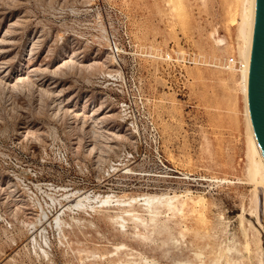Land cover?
I'll list each match as a JSON object with an SVG mask.
<instances>
[{"label":"rangeland","instance_id":"obj_1","mask_svg":"<svg viewBox=\"0 0 264 264\" xmlns=\"http://www.w3.org/2000/svg\"><path fill=\"white\" fill-rule=\"evenodd\" d=\"M242 4L0 0V264H261L241 71L213 66L241 59Z\"/></svg>","mask_w":264,"mask_h":264},{"label":"bare ground","instance_id":"obj_2","mask_svg":"<svg viewBox=\"0 0 264 264\" xmlns=\"http://www.w3.org/2000/svg\"><path fill=\"white\" fill-rule=\"evenodd\" d=\"M196 1V0H195ZM198 1V0H197ZM236 1V0H235ZM231 2V1H230ZM226 3V2H225ZM240 3V2H239ZM242 3V2H241ZM230 4V3H229ZM241 7V6H240ZM227 8V7H226ZM229 9V8H228ZM239 14H241V17H240V21H239V23H238V39H239V43H238V49H239V55H240V57H241V59L247 64V67L245 68V69H243L240 73H241V81H242V83L240 82V84H242L243 86V91H244V95H245V103H246V112H244V114L246 113V117H247V125H248V140H247V142H244V143H247V158H248V165H247V172H248V179L250 180V182H252L253 184H254V186H255V188H254V197H252L253 198V206H254V208H253V212L255 213V215H256V217H257V220H258V223L260 224L258 227H260V228H262V227H264V145H263V143L261 142V140H260V138H259V135H258V133H257V131H256V128H255V125H254V122H253V119H252V114H251V107H250V99H249V86H250V75H251V63H252V58H253V49H254V42H255V35H256V28H257V20H258V0H243V4H242V10H241V13H239ZM240 16V15H239ZM237 21V20H236ZM233 22V21H232ZM15 25H16V23H15ZM19 25V24H18ZM13 25H11V27H12ZM9 30V29H8ZM8 30H6V32L8 31ZM237 31V30H236ZM215 32V31H214ZM234 33H235V31H234ZM4 34V33H3ZM10 34V33H9ZM212 35V34H211ZM216 35H217V33H216ZM222 36V35H221ZM11 37V36H10ZM212 37V36H211ZM222 38V37H221ZM230 38V37H229ZM9 39V38H8ZM213 39V38H212ZM218 39V38H217ZM234 40V39H233ZM0 41H2V39L0 40ZM218 42H220V43H224V40L223 39H219V40H217ZM217 41H215V43L217 42ZM235 41V40H234ZM237 41V40H236ZM4 42H5V40H4ZM7 42H10V41H7ZM7 42H5V43H7ZM12 42V41H11ZM1 43V42H0ZM3 43V42H2ZM107 43V42H106ZM234 43V42H233ZM36 43H34V45H35ZM101 44V43H100ZM219 44V43H218ZM38 45V44H37ZM104 45V44H103ZM108 45V44H107ZM35 47V46H34ZM228 47V46H227ZM236 47V46H235ZM36 48V47H35ZM38 48H40V47H38ZM109 48V47H108ZM152 48V47H151ZM155 48V47H154ZM153 48V49H154ZM10 49V48H9ZM224 49H225V47H224ZM237 49V50H238ZM3 50V49H2ZM6 50V49H5ZM5 50L3 51V52H5ZM35 50V49H34ZM37 50V49H36ZM156 50V49H155ZM162 50V49H161ZM1 51V50H0ZM11 51V50H10ZM160 51V50H159ZM223 51V50H222ZM226 51V50H225ZM224 51V52H225ZM231 51V50H230ZM152 52V51H151ZM154 52V51H153ZM169 52V51H168ZM167 52V53H168ZM2 53V52H1ZM174 53V52H173ZM230 53V52H229ZM4 54V53H3ZM6 54V53H5ZM226 54V53H225ZM158 55V54H157ZM160 55H161V53H160ZM162 56H163V54H162ZM203 56V55H202ZM220 56V55H219ZM223 56V55H222ZM161 57V56H160ZM206 57V56H205ZM213 57H214V55H213ZM224 57V56H223ZM11 58V57H10ZM159 58V57H158ZM239 58V57H238ZM8 59V58H7ZM162 59V58H161ZM213 59V58H212ZM11 61V60H10ZM9 61V62H10ZM70 61V60H69ZM213 61V60H212ZM4 62V61H3ZM2 63V62H1ZM199 63V62H198ZM198 63H197V65H198ZM203 63V62H202ZM214 63V62H213ZM7 64V63H6ZM64 64H65V62H64ZM196 64V63H195ZM5 65V64H4ZM10 65V64H9ZM8 65V66H9ZM28 65V64H27ZM61 65H63V64H61ZM204 65V64H203ZM26 66V65H25ZM41 66V65H40ZM206 66H208V65H206ZM213 66H214V64H213ZM27 67V66H26ZM41 68V67H40ZM59 68V67H58ZM28 69V68H27ZM37 69V68H36ZM216 69H218V68H216ZM4 70V69H3ZM39 70V69H38ZM220 70V69H219ZM2 71V70H1ZM9 71V70H8ZM28 71V70H27ZM7 73V72H6ZM231 73V72H230ZM232 73H234L233 71H232ZM4 74V73H3ZM28 74V73H27ZM32 74V73H31ZM235 74V73H234ZM24 75V74H23ZM225 75H227L226 73H225ZM231 75V74H230ZM1 77H2V75H1ZM4 77V76H3ZM6 77V76H5ZM26 77H28V76H26ZM239 77V76H238ZM237 77V78H238ZM6 79V78H5ZM16 79V78H15ZM21 79V78H20ZM22 79H23V77H22ZM30 79V78H29ZM24 80V79H23ZM21 81V80H20ZM27 81V80H26ZM50 81H52V80H50ZM1 83H2V81H0ZM4 83V82H3ZM6 83V82H5ZM22 83V82H21ZM16 84H18V82H16ZM7 85V84H6ZM9 85V84H8ZM7 85V86H8ZM11 85H13V84H11ZM14 86V85H13ZM13 86H12V88H13ZM17 86V85H16ZM241 88V87H240ZM53 90V89H52ZM50 91V90H49ZM241 91V90H240ZM51 92V91H50ZM242 92V91H241ZM59 94V93H58ZM243 97V96H242ZM243 100V99H242ZM174 101V100H173ZM67 103V102H66ZM244 104V103H243ZM244 107V106H243ZM245 108V107H244ZM114 109V108H113ZM59 110V109H58ZM114 111H115V109H114ZM107 111H105V113H106ZM109 113V112H108ZM113 113V112H112ZM93 115V114H92ZM91 115V116H92ZM110 116V115H109ZM94 118V117H93ZM99 118V117H98ZM105 118V117H104ZM27 127V126H26ZM244 128V127H243ZM29 132H30V128H29V130H28ZM244 131H245V129H244ZM24 132V131H23ZM205 132V131H204ZM209 134V133H208ZM19 135V134H18ZM23 135V134H22ZM26 135H28V133L26 134ZM26 135H24V136H26ZM203 135V134H202ZM210 136V135H209ZM212 136V135H211ZM244 137V136H243ZM246 137V136H245ZM244 137V138H245ZM27 138V137H26ZM208 138V137H207ZM206 138V139H207ZM212 138V137H211ZM23 140V139H22ZM204 141V140H203ZM214 143H216V142H214ZM217 147V146H216ZM244 148V147H243ZM216 149V148H215ZM214 150V149H213ZM220 150V149H219ZM218 150V151H219ZM202 151V150H201ZM212 152V151H211ZM215 152V151H214ZM220 152V151H219ZM206 154V153H205ZM209 154V153H208ZM207 154V155H208ZM245 154V153H244ZM209 155H211V154H209ZM214 155V154H213ZM245 156V155H244ZM172 157H174V156H172ZM171 157V158H172ZM176 157V156H175ZM201 157V156H200ZM209 157V156H208ZM212 157V156H211ZM220 157H222V156H220ZM205 158V157H204ZM175 159V158H174ZM225 159V158H224ZM172 160H173V158H172ZM179 160V159H178ZM181 160V159H180ZM213 160V159H212ZM175 161V160H174ZM190 161V160H189ZM176 162H178V161H176ZM206 162V161H205ZM215 162V161H214ZM220 162V161H219ZM184 163V162H183ZM204 163V162H203ZM229 163V162H228ZM242 163V162H241ZM190 164V163H189ZM200 164V163H199ZM206 164H208V163H206ZM243 164V163H242ZM184 165V164H183ZM188 165V164H187ZM203 165V164H202ZM201 164H200V166H202ZM216 165H217V163H216ZM215 165V166H216ZM226 165V164H225ZM231 165V164H230ZM233 165V164H232ZM185 166H186V164H185ZM190 166V165H189ZM210 167H211V165H209ZM213 166H214V164H213ZM218 166V165H217ZM193 167H195V166H193ZM199 167V166H198ZM219 167H220V165H219ZM219 167H218V169H219ZM222 167V166H221ZM234 167V166H233ZM204 169V168H203ZM224 169V168H223ZM238 169V168H237ZM222 170V169H221ZM230 170V169H229ZM226 171V170H225ZM235 172V171H234ZM220 173V172H219ZM240 173V172H239ZM242 173V172H241ZM215 174H217V173H215ZM221 174V173H220ZM238 175V174H237ZM237 177V176H236ZM243 178V177H242ZM243 180V179H242ZM220 181V180H219ZM225 182V181H224ZM247 182H249V181H247ZM12 183V182H11ZM219 183V182H218ZM253 186V185H252ZM9 189V188H8ZM253 189V188H252ZM188 190V189H187ZM158 191V190H157ZM162 192V191H161ZM187 192V191H186ZM82 193H85V192H82ZM102 193V192H101ZM159 193V192H158ZM167 193V192H166ZM68 194V193H67ZM76 194V193H75ZM79 194V193H78ZM88 194H89V192H88ZM87 194V192H86V194H79V195H74L73 197H69V199L67 200V204L65 205V203H64V205L63 206H65V208L66 207H68L69 209L70 208H74V207H78V206H82L83 207V205L85 204V202H84V204L82 203V200L83 199H87V200H90V197H89V195ZM103 194V193H102ZM155 194H156V192H155ZM169 194V193H168ZM183 194V193H182ZM181 194V195H182ZM200 194H202V193H200ZM253 194V193H252ZM73 195V194H72ZM111 195V194H110ZM123 195V194H122ZM174 195V194H173ZM205 195V194H204ZM71 196V195H70ZM104 196V195H103ZM118 196V195H117ZM116 196V197H117ZM120 196V195H119ZM136 196V195H135ZM180 196V195H179ZM197 196V195H196ZM202 196V195H201ZM200 196V197H201ZM206 196V195H205ZM209 196V195H208ZM130 197H132V196H130ZM164 197V196H163ZM191 197V196H190ZM104 200H102V201H108V203L111 201L110 200V197L109 196H106L105 195V197H102ZM113 198H115V197H113ZM121 197H119V199H120ZM162 198V197H161ZM173 198V197H172ZM183 198V197H182ZM208 198V197H207ZM211 198V197H210ZM244 198V197H243ZM246 198V197H245ZM99 199V196H98V194H97V197H95L93 200H98ZM117 199H118V197H117ZM126 199V198H125ZM158 199V197H156V196H146L143 200H144V204L145 205H148V207L150 208V207H153L152 205H153V203L155 202V200H157ZM164 199V198H163ZM168 199H170V198H168ZM175 199V198H174ZM86 200V201H87ZM115 200V199H114ZM121 200H122V198H121ZM142 200V201H143ZM215 200V199H214ZM92 201V200H91ZM90 201V202H91ZM102 201H99V202H101V204H102ZM117 201H120V200H117ZM130 201H131V199H130ZM133 201V200H132ZM157 201H160V200H157ZM252 201V200H251ZM106 202H104L105 204H106ZM141 202V201H140ZM112 203V202H111ZM117 203V202H116ZM128 203V202H127ZM168 203H171V199L170 200H168V202H167V204ZM196 203V202H195ZM211 203V202H210ZM212 203H213V201H212ZM211 203V204H212ZM248 203V202H247ZM89 204V203H88ZM101 204H98V205H101ZM105 204H103V206H105ZM115 204V203H114ZM118 204V203H117ZM122 204V203H121ZM126 204V203H125ZM137 204H138V202H137ZM184 204V203H183ZM244 204V203H243ZM87 205V204H86ZM94 205V204H93ZM97 205V204H96ZM217 205V204H216ZM245 205H246V203H245ZM107 206H108V204H107ZM126 206V205H125ZM137 206V205H136ZM166 206V205H165ZM164 206V207H165ZM213 206H214V204H213ZM242 206V205H241ZM91 207V206H90ZM90 207H89V209H90ZM93 207V206H92ZM117 207V206H116ZM170 207V206H169ZM217 207V206H216ZM84 208H85V206H84ZM135 208V207H134ZM88 209V208H87ZM126 209V208H125ZM148 209V208H147ZM212 209V208H211ZM246 209V208H245ZM249 209V208H248ZM62 210V209H61ZM60 210V211H61ZM65 210V209H64ZM105 210H106V208H105ZM118 210V209H117ZM120 210V209H119ZM149 210V209H148ZM244 210V209H243ZM67 211V210H66ZM71 211V210H70ZM91 211V210H90ZM123 211V210H122ZM154 211V210H153ZM212 211V210H211ZM62 212V211H61ZM60 212V213H61ZM79 212V211H78ZM86 212V211H85ZM101 212V211H100ZM104 212V211H103ZM113 212V211H112ZM115 212V211H114ZM245 212V211H244ZM68 213H70V212H68ZM67 213V214H68ZM93 213V212H92ZM96 213V212H95ZM105 213V212H104ZM178 213V212H177ZM176 213V214H177ZM214 213V212H213ZM248 213V212H247ZM113 214V213H112ZM250 214V213H249ZM48 215V214H47ZM46 215V216H47ZM55 215V214H54ZM104 215V214H103ZM109 215V214H108ZM107 215V216H108ZM117 215V214H116ZM242 215V214H241ZM251 215V214H250ZM45 216V217H46ZM52 216V215H51ZM82 216V215H81ZM105 216V215H104ZM114 216V215H113ZM149 216V215H148ZM53 217V216H52ZM79 217V216H78ZM101 217V216H100ZM147 217V216H146ZM246 217H247V215H246ZM249 217V216H248ZM247 217V218H248ZM42 218H43V216H42ZM59 218L60 217H58V215H56V216H54V218H52L51 219V222L52 223H55L56 222V225H57V227L60 229H62V225H60V222H59ZM72 218V217H71ZM76 219H77V217H75ZM84 218V217H83ZM96 218H97V216H96ZM99 218V217H98ZM220 218L221 217H219V221H220ZM227 218V217H226ZM241 218V217H240ZM44 219V218H43ZM63 219V218H62ZM86 219V218H85ZM95 219V218H94ZM118 219V218H117ZM133 219V218H132ZM145 219V218H144ZM143 219V220H144ZM251 219H253V218H251ZM47 220H50V217L47 219ZM79 220V219H78ZM91 220V219H90ZM92 220H93V217H92ZM101 220V219H100ZM106 220H108V222H109V219H107L106 218ZM120 220V219H119ZM139 220V219H138ZM159 220V219H158ZM165 220H166V218H165ZM250 220V219H249ZM248 220V221H249ZM255 220V219H254ZM44 221V220H43ZM69 221V220H68ZM97 221V220H96ZM114 221H115V219H114ZM147 221V220H146ZM216 221V220H215ZM241 221V220H240ZM37 222V221H36ZM47 222V221H46ZM49 222V221H48ZM71 222V221H70ZM76 222V221H75ZM82 222V221H81ZM86 222V221H85ZM91 222V221H90ZM111 222H112V220H110V224H111ZM122 222V221H121ZM150 222V221H149ZM162 222V221H161ZM164 222V221H163ZM221 222V221H220ZM225 222V221H224ZM223 222V223H224ZM229 222V221H228ZM33 223V222H32ZM61 223H63V222H61ZM77 223V222H76ZM86 223H88V222H86ZM97 223V222H96ZM108 223V224H109ZM253 223H255L256 224V222H253ZM35 224V223H34ZM39 224H40V222H39ZM42 224V223H41ZM46 224V223H45ZM74 224V223H73ZM85 224V223H84ZM107 224V225H108ZM221 224V223H220ZM254 224V225H255ZM52 225V224H51ZM75 225V224H74ZM115 225V224H114ZM123 225V224H122ZM122 225H120V226H122ZM131 225V224H130ZM224 225H226V223L224 224ZM251 225H253L252 223H251ZM253 225V229H255L254 231H256L257 232V237H258V245H259V256H260V261H259V263H261V264H263L264 263V247H262L261 246V243H262V239L259 237V235H260V230H259V228L258 227H256V226H254ZM30 226H31V223H30ZM43 226V225H42ZM70 226H73V225H70ZM69 226V227H70ZM88 226V225H87ZM89 226H91V225H89ZM97 226V225H96ZM112 226H113V224H112ZM161 226H163V225H161ZM218 226V225H217ZM229 226V225H228ZM76 227V226H75ZM103 227V226H102ZM111 227V226H110ZM123 227V226H122ZM122 227H120V228H122ZM127 227V226H126ZM130 227V226H129ZM213 227H214V225H213ZM52 228V227H51ZM55 228V227H54ZM72 228V227H71ZM81 228V227H80ZM87 228V227H86ZM85 228V229H86ZM92 228H93V226H92ZM115 228V227H114ZM144 228V227H143ZM158 228H159V225H158ZM175 228V227H174ZM195 228V227H194ZM218 228V227H217ZM216 228V229H217ZM227 228V227H226ZM251 228V229H252ZM45 229V228H44ZM119 229V228H118ZM136 229V228H135ZM178 229V228H177ZM222 229H225V228H222ZM228 229V228H227ZM227 229H225V230H227ZM241 229V228H240ZM250 229V230H251ZM41 231H42V229H40ZM57 230V229H56ZM64 230V229H63ZM71 230H74V229H71ZM107 230V229H106ZM130 230V229H129ZM128 230V231H129ZM154 230H156V229H154ZM164 230V229H163ZM162 230V231H163ZM191 230V229H190ZM189 230V231H190ZM264 230V229H263ZM38 231H39V229H38ZM52 231V230H51ZM61 231V230H60ZM66 231H68V230H66ZM81 231V230H80ZM86 231V230H85ZM88 231V230H87ZM124 231V230H123ZM127 231V232H128ZM144 231V230H143ZM158 231V230H157ZM224 231V230H223ZM89 232V231H88ZM107 232V231H106ZM109 232H110V230H109ZM109 232H107L106 234H108ZM116 232V231H115ZM131 232V231H130ZM145 232V231H144ZM187 232V231H186ZM229 232V231H228ZM40 233V232H39ZM44 233V232H43ZM46 233V232H45ZM71 233V232H70ZM97 233H99V232H97ZM105 233V232H104ZM129 233V232H128ZM146 233V232H145ZM175 233V232H174ZM194 233V232H193ZM226 233V232H225ZM237 233V232H236ZM235 233V234H236ZM251 233V232H250ZM255 233V232H254ZM47 234V233H46ZM61 234V233H60ZM74 234V233H73ZM76 234V233H75ZM84 234V233H83ZM109 234H111V233H109ZM115 234V233H114ZM177 234V233H176ZM188 234V233H187ZM218 234V233H217ZM219 234H220V232H219ZM256 234V233H255ZM262 234H263V232H262ZM40 235V234H39ZM45 235V234H44ZM62 235V234H61ZM77 235V237L79 236L78 234H76ZM85 235H88V234H85ZM99 235V234H98ZM120 235V234H119ZM133 235V234H132ZM147 235V234H146ZM173 235V234H172ZM190 235V234H189ZM231 235H233V234H231ZM65 236L67 237V235H66V233H65ZM69 236V235H68ZM71 236V235H70ZM103 236V235H102ZM114 236V235H113ZM116 236V235H115ZM124 236V235H123ZM128 236V235H127ZM151 236V235H150ZM227 236H229V235H227ZM241 236H243V235H241ZM74 237H75V235H74ZM80 237V236H79ZM86 237V236H85ZM96 237V236H95ZM104 237V236H103ZM107 237V236H106ZM149 237V236H148ZM172 237V236H171ZM246 237V236H245ZM68 238V237H67ZM72 238V237H71ZM70 238V239H71ZM92 238V237H91ZM94 238V237H93ZM190 238V237H189ZM188 238V239H189ZM228 238V237H227ZM235 239L237 238V237H234ZM253 238H256L255 236L253 237ZM32 239V238H31ZM61 239V238H60ZM65 239V238H64ZM86 239V238H85ZM97 239V238H96ZM106 239V238H105ZM105 239H103V240H105ZM125 239V238H124ZM131 239V238H130ZM164 239H165V237H164ZM167 239V238H166ZM229 239H230V237H229ZM233 239V238H232ZM243 239H245V238H243ZM63 240V239H62ZM65 240H67V239H65ZM72 240V239H71ZM74 240V239H73ZM80 240H81V238H80ZM101 240V239H100ZM117 240V239H116ZM155 240V239H154ZM158 240V239H157ZM161 240V239H160ZM170 240H172V239H170ZM181 240V239H180ZM197 241H198V239H196ZM228 240V239H227ZM255 240V239H254ZM102 241V240H101ZM112 241H114V240H112ZM127 241V240H126ZM129 241V240H128ZM165 241H167V240H165ZM173 241V240H172ZM182 241V240H181ZM194 241H195V239H194ZM196 241V242H197ZM226 241V240H225ZM248 241V240H247ZM74 242L76 243V241L74 240ZM84 242H85V240H84ZM88 242V241H87ZM107 242H109V241H107ZM125 242V241H124ZM133 242V241H132ZM142 242V241H141ZM183 242V241H182ZM186 242V241H185ZM203 242H204V240H203ZM220 242H222V243H224L223 241H221L220 240ZM65 243V242H64ZM90 243H92V240H91V242ZM103 243V242H102ZM143 243V242H142ZM175 243H176V240H175ZM174 243V244H175ZM187 243V242H186ZM201 243V242H200ZM264 243V242H263ZM101 244V243H100ZM106 244V243H105ZM140 244V243H139ZM160 244H161V242H160ZM185 244V243H184ZM183 244V245H184ZM202 244V243H201ZM208 244V243H207ZM210 244V243H209ZM221 244V243H220ZM225 244V243H224ZM227 244V243H226ZM229 244V243H228ZM234 244V243H233ZM85 245V244H84ZM87 245H89V244H87ZM93 245V244H92ZM111 245V244H110ZM150 245V244H149ZM156 245V244H155ZM211 245V244H210ZM219 245V244H218ZM230 245V244H229ZM263 245V244H262ZM69 246V245H68ZM115 246V245H114ZM128 246V245H127ZM137 246V245H136ZM141 246V245H140ZM164 246V245H163ZM172 246H174V245H172ZM171 246V247H172ZM194 246V245H193ZM197 246V245H196ZM200 246H202V245H199V247ZM212 246V245H211ZM211 246H209L210 248H211ZM215 246V245H214ZM245 246H246V244H245ZM248 246V245H247ZM77 247V246H76ZM121 247H124V246H121ZM133 247V246H132ZM156 247V246H155ZM170 247V246H169ZM175 247H177V246H175ZM226 247V246H225ZM224 247V248H225ZM242 247V246H241ZM258 247V246H257ZM81 248V247H80ZM89 248V247H88ZM97 248H99L98 246H97ZM100 248H101V246H100ZM106 249H107V247H105ZM115 248V247H114ZM129 248V247H128ZM143 248V247H142ZM150 248V247H149ZM160 248V247H159ZM158 248V249H159ZM181 248V247H180ZM204 248H205V246H204ZM91 249V248H90ZM102 249V248H101ZM106 249H103V250H105L106 251ZM156 249V248H155ZM157 249V250H158ZM161 249V248H160ZM159 249V250H160ZM163 249V248H162ZM175 249H177V248H175ZM194 249V248H193ZM196 249V248H195ZM198 249V248H197ZM203 249V248H202ZM207 249V248H206ZM230 249H232V248H230ZM246 249V248H245ZM68 250V249H67ZM74 250H76V249H74ZM102 250V251H103ZM131 250V249H130ZM133 250V249H132ZM143 250V249H142ZM145 250H147V249H145ZM166 250H167V247H166ZM173 250V249H172ZM172 250H170V251H172ZM217 250V249H216ZM216 250H215V252H216ZM227 251H228V249H226ZM225 250V251H226ZM257 250V249H256ZM76 251H79V250H76ZM81 251H82V249H81ZM101 251V250H100ZM101 251V252H102ZM108 251V250H107ZM114 251V250H113ZM113 251H112V253H113ZM118 251V250H117ZM129 251V250H128ZM137 251H138V249H137ZM155 251V250H154ZM162 251V250H161ZM173 251H176V250H173ZM185 251H187V250H185ZM224 251V250H223ZM247 251H248V249H247ZM110 252V251H109ZM108 252V253H109ZM116 252V251H115ZM122 252V251H121ZM121 252H119V253H121ZM124 252V251H123ZM146 252V251H145ZM165 252V251H164ZM169 252V251H168ZM167 252V253H168ZM180 252V251H179ZM204 252V251H203ZM236 252V251H235ZM73 254H74V251L72 252ZM93 252H91V255H93L92 254ZM95 253H97V252H95ZM105 254H106V252H104ZM103 253V255H105ZM111 253V254H112ZM127 253V252H126ZM138 253H140V252H138ZM141 253H142V251H141ZM155 253V252H154ZM160 253V252H159ZM191 253V252H190ZM197 253V252H196ZM213 252H211V254H212ZM90 254V253H89ZM98 254H100L99 252H98ZM110 254V255H111ZM125 254V253H124ZM128 254V253H127ZM189 254V253H188ZM192 254V253H191ZM224 254H226V253H224ZM107 255V254H106ZM105 255V256H106ZM119 255V254H118ZM132 255H134V254H132ZM132 255L130 256V257H132ZM165 255V254H164ZM163 255V256H164ZM169 255V254H168ZM179 255V254H178ZM177 255V257H179ZM187 255V254H186ZM207 255V254H206ZM115 256V255H114ZM123 256V255H122ZM138 256V255H137ZM143 256V255H142ZM141 256V257H142ZM153 256V255H152ZM159 256H161V254L159 255ZM182 256H184V255H182ZM215 256H217V255H215ZM235 256V255H234ZM254 256V255H253ZM256 256V255H255ZM78 257V256H77ZM84 257V256H83ZM93 256H91V258H92ZM101 257H102V253H101ZM101 257H99V258H101ZM117 257V256H116ZM115 257V258H116ZM136 257V256H135ZM150 257V256H149ZM155 257V256H154ZM187 257V256H186ZM186 257H181V258H186ZM192 257V256H191ZM128 258V257H127ZM171 258H173V257H171ZM188 258V257H187ZM190 258V257H189ZM215 258V257H214ZM239 258V257H238ZM255 258V257H254ZM257 258V257H256ZM11 259H13V258H11ZM143 259V258H142ZM149 259H151V258H149ZM168 259V258H167ZM197 259V258H196ZM209 259V258H208ZM207 259V260H208ZM9 260V259H8ZM80 260V259H79ZM85 260H87V259H85ZM139 260V259H138ZM153 260H154V258H153ZM159 260V259H158ZM173 260V259H172ZM235 260V259H234ZM237 260V259H236ZM240 260V259H239ZM6 261V260H5ZM84 261V260H83ZM99 261V260H98ZM123 261V260H122ZM150 261V260H149ZM156 262H157V260H155ZM165 261V260H164ZM174 261V260H173ZM176 261V260H175ZM184 261V260H183ZM195 261V260H194ZM211 261V260H210ZM230 261H231V263H233L232 262V260L230 259ZM244 261V260H243ZM99 262H102V261H99ZM113 262V261H112ZM117 262V261H116ZM129 262V261H128ZM143 262V261H142ZM171 262V261H170ZM209 262V261H208ZM226 262V261H225ZM224 261H223V263H225ZM237 262V261H236ZM246 262V261H245ZM248 262H249V260H248ZM6 263V262H5ZM81 263V262H80ZM144 263V262H143ZM160 263V262H159ZM198 263V262H197ZM213 263V262H212ZM239 263V262H238ZM247 263V262H246ZM253 263H255V262H253ZM3 264H4V262H3ZM114 264V263H113ZM145 264V263H144ZM170 264V263H169ZM219 264V263H218ZM235 264H237V263H235ZM241 264H243V263H241ZM245 264V263H244Z\"/></svg>","mask_w":264,"mask_h":264},{"label":"water","instance_id":"obj_3","mask_svg":"<svg viewBox=\"0 0 264 264\" xmlns=\"http://www.w3.org/2000/svg\"><path fill=\"white\" fill-rule=\"evenodd\" d=\"M249 99L252 119L264 145V0H258V20L251 63Z\"/></svg>","mask_w":264,"mask_h":264},{"label":"built area","instance_id":"obj_4","mask_svg":"<svg viewBox=\"0 0 264 264\" xmlns=\"http://www.w3.org/2000/svg\"><path fill=\"white\" fill-rule=\"evenodd\" d=\"M111 50L113 52H115L116 54L120 53V47L116 42H113L111 45ZM166 59H172V55L171 54H166ZM193 61L195 62H199L201 63L202 60L201 58H193ZM214 66L216 67H221L223 69L226 70H237V71H242L243 69H245L247 67V64L242 60V59H238L235 56H229L224 58L223 60H220L218 62H214ZM126 106V103H122L121 104V108H124Z\"/></svg>","mask_w":264,"mask_h":264}]
</instances>
